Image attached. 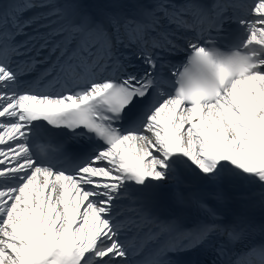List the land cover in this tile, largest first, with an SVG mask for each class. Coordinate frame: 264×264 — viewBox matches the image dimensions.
I'll use <instances>...</instances> for the list:
<instances>
[{"label":"snow or ice","instance_id":"obj_1","mask_svg":"<svg viewBox=\"0 0 264 264\" xmlns=\"http://www.w3.org/2000/svg\"><path fill=\"white\" fill-rule=\"evenodd\" d=\"M229 7L0 0V264H182L169 254L208 247L264 264V218L249 213L264 210V0ZM37 65L39 84L24 82ZM40 121L75 142H38ZM183 166L205 185H171L177 211L161 219L157 196ZM226 183L258 190L226 215Z\"/></svg>","mask_w":264,"mask_h":264},{"label":"bare ground","instance_id":"obj_2","mask_svg":"<svg viewBox=\"0 0 264 264\" xmlns=\"http://www.w3.org/2000/svg\"><path fill=\"white\" fill-rule=\"evenodd\" d=\"M92 4L98 3H105L107 0H91ZM31 71H36L35 69ZM184 173L186 177L183 178V173L176 172L175 178L168 181L171 185L176 184L177 181H183V184H188L187 182H194V186L196 188H201L205 185V181L203 178L198 174L194 166H183ZM224 191L226 193L227 199L225 200L224 204L221 206L222 210H230L236 206H241V202L237 199L238 194L242 191H255L258 190V185L256 184H249V185H234L231 183H226L224 186ZM257 217H260L261 214H256Z\"/></svg>","mask_w":264,"mask_h":264}]
</instances>
